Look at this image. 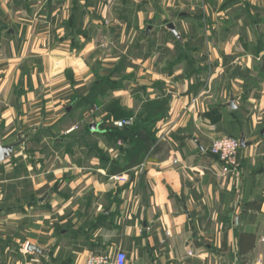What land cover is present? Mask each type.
I'll return each instance as SVG.
<instances>
[{"label":"crops","instance_id":"obj_1","mask_svg":"<svg viewBox=\"0 0 264 264\" xmlns=\"http://www.w3.org/2000/svg\"><path fill=\"white\" fill-rule=\"evenodd\" d=\"M150 1L0 0V264H264V0Z\"/></svg>","mask_w":264,"mask_h":264},{"label":"built area","instance_id":"obj_2","mask_svg":"<svg viewBox=\"0 0 264 264\" xmlns=\"http://www.w3.org/2000/svg\"><path fill=\"white\" fill-rule=\"evenodd\" d=\"M133 124V119H122L113 122L115 128L129 127ZM239 150L238 139L231 137H222L213 140L210 147V154L218 159L221 164V172L224 175L234 173L239 167ZM116 181L126 182L127 175L114 177ZM126 255L122 251H117L113 258L104 254L91 255L84 264H125Z\"/></svg>","mask_w":264,"mask_h":264},{"label":"water","instance_id":"obj_3","mask_svg":"<svg viewBox=\"0 0 264 264\" xmlns=\"http://www.w3.org/2000/svg\"><path fill=\"white\" fill-rule=\"evenodd\" d=\"M150 28L151 27H147V31H146L147 33H149ZM166 29L171 34H173L176 38H179V34L176 31L175 26H174L173 23L167 24L166 25ZM229 107L230 108H234V104H233V100L232 99L229 102ZM19 144L20 143H18V142L17 143L13 142V143L5 144V145L0 144V162H3L4 160L10 158L12 156V154L14 153L15 149L19 146ZM239 145H240V147H246L247 146V144L245 143L243 137H241V139L239 140ZM41 200H43V199H41ZM26 249H27L28 252H31V253H33V252H36V253H39V254H44L45 253L44 250L39 249L37 246L32 245V244L28 245Z\"/></svg>","mask_w":264,"mask_h":264},{"label":"rangeland","instance_id":"obj_4","mask_svg":"<svg viewBox=\"0 0 264 264\" xmlns=\"http://www.w3.org/2000/svg\"><path fill=\"white\" fill-rule=\"evenodd\" d=\"M154 0H151L150 1V8H153V10H155L156 12H158L159 10L157 9V0H155V2H153ZM171 5H173V1H172V4ZM175 6V5H174ZM155 8V9H154ZM169 8V7H168ZM151 10V9H150ZM168 10H170V11H173V10H175V8L173 9V7L171 6V9L169 8ZM154 11V12H155ZM151 12H152V10H151ZM165 17H167V16H165ZM168 22V20L166 21V23ZM57 66V65H56ZM126 119H129V118H126ZM14 136V135H13ZM228 137H231V138H234V139H237V138H235L233 135H230V136H228ZM14 139V137L12 138V135L10 136V140H13ZM10 140H9V142L8 143H10ZM239 141V140H238ZM58 153H60V152H58ZM10 202H6V205L8 206V204H9ZM0 236H1V234H0ZM24 250H25V248H24Z\"/></svg>","mask_w":264,"mask_h":264},{"label":"trees","instance_id":"obj_5","mask_svg":"<svg viewBox=\"0 0 264 264\" xmlns=\"http://www.w3.org/2000/svg\"><path fill=\"white\" fill-rule=\"evenodd\" d=\"M112 126H113V122H112ZM113 127H114V126H113ZM114 128H115V127H114ZM129 128H130V126H129V127H124V128H116V129H118V130L121 131V132H125V130H126V129H129ZM131 166H132V165L130 164L129 167H131ZM123 170H125V169H122V170H121L120 168H117V169H116V172H117V173H120V172H122Z\"/></svg>","mask_w":264,"mask_h":264}]
</instances>
